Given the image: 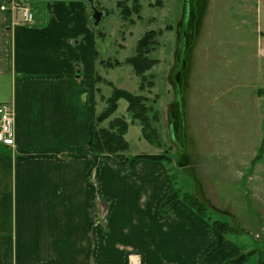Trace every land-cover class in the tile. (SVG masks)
<instances>
[{"label": "crops", "instance_id": "1", "mask_svg": "<svg viewBox=\"0 0 264 264\" xmlns=\"http://www.w3.org/2000/svg\"><path fill=\"white\" fill-rule=\"evenodd\" d=\"M86 2L31 0L32 23L0 11L15 126L0 143V264H223L231 248L209 252L208 220L179 198L162 206L164 161L88 151L100 75Z\"/></svg>", "mask_w": 264, "mask_h": 264}, {"label": "rangeland", "instance_id": "2", "mask_svg": "<svg viewBox=\"0 0 264 264\" xmlns=\"http://www.w3.org/2000/svg\"><path fill=\"white\" fill-rule=\"evenodd\" d=\"M94 3L104 11L94 28L96 114L114 88L142 95L160 143L142 138L123 98L98 127L122 118L129 144L122 153L169 155L171 188L198 197L204 217L232 227L223 264L246 252L252 253L240 264H256L264 257V0ZM148 30L159 31L148 53L156 63L142 77L125 60ZM4 91L5 85L0 97Z\"/></svg>", "mask_w": 264, "mask_h": 264}, {"label": "trees", "instance_id": "3", "mask_svg": "<svg viewBox=\"0 0 264 264\" xmlns=\"http://www.w3.org/2000/svg\"><path fill=\"white\" fill-rule=\"evenodd\" d=\"M124 10L128 11L126 7ZM159 31L148 30L146 31L137 41L136 53L133 56L128 57L125 62L130 64L134 71L143 77V73L150 69L156 60L149 58L148 53L152 50L154 43V37ZM104 64L109 63L102 61ZM115 64H119L115 61ZM141 80H144L141 78ZM139 88H143L141 84ZM120 98L127 101V111L131 114L132 120L137 121L140 126L141 136L148 143L153 144V142L159 145V140L157 137V132L154 127L151 126V118L147 115L151 112V107L146 106L147 98L142 95H134L123 89H113V93L107 99L108 106L104 111L100 112L96 117L95 126L91 132L88 141V151L93 154H115L125 152L129 148L128 142L125 140L124 135L128 128L127 122L119 117H116L109 121L107 128L98 127V124L109 117L116 108L117 102ZM154 118V117H153ZM153 135V136H152ZM156 135V136H155ZM138 159H149V160H160L164 162H170L171 157L166 154H136L129 157L128 161L132 165ZM180 198L189 207H191L199 216L210 220V217L205 216V205L202 203L198 197L183 193L179 189H170L166 195L162 206L169 203L170 201ZM210 225L215 237V243L211 251L220 248L225 240V236L228 232L232 231V227L226 223L219 220H210ZM252 252L241 253L237 257L229 260L232 263L240 264L244 263ZM256 264H264V257H259Z\"/></svg>", "mask_w": 264, "mask_h": 264}, {"label": "built area", "instance_id": "4", "mask_svg": "<svg viewBox=\"0 0 264 264\" xmlns=\"http://www.w3.org/2000/svg\"><path fill=\"white\" fill-rule=\"evenodd\" d=\"M0 11L9 12L12 16L20 13L22 21L32 23L34 13L31 0H0ZM15 141L14 108L12 102L0 103V143L13 146ZM134 264H138L135 260Z\"/></svg>", "mask_w": 264, "mask_h": 264}, {"label": "water", "instance_id": "5", "mask_svg": "<svg viewBox=\"0 0 264 264\" xmlns=\"http://www.w3.org/2000/svg\"><path fill=\"white\" fill-rule=\"evenodd\" d=\"M87 2L92 10L93 26L96 27L101 21L103 12L95 7L94 0H87Z\"/></svg>", "mask_w": 264, "mask_h": 264}, {"label": "flooded vegetation", "instance_id": "6", "mask_svg": "<svg viewBox=\"0 0 264 264\" xmlns=\"http://www.w3.org/2000/svg\"><path fill=\"white\" fill-rule=\"evenodd\" d=\"M91 15H92V13H91Z\"/></svg>", "mask_w": 264, "mask_h": 264}]
</instances>
